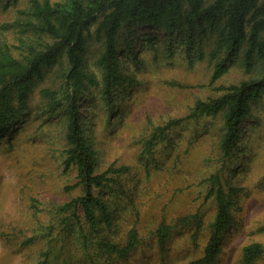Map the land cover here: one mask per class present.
Instances as JSON below:
<instances>
[{"label": "rangeland", "instance_id": "rangeland-1", "mask_svg": "<svg viewBox=\"0 0 264 264\" xmlns=\"http://www.w3.org/2000/svg\"><path fill=\"white\" fill-rule=\"evenodd\" d=\"M27 5L28 0H0V37L14 47L30 32L24 25L8 30L1 25L23 22L19 8ZM133 29L139 63H125L134 84L114 97L121 117L111 115L100 87L84 91L78 106L97 150V171L129 166L121 178L124 190L105 191L110 194L106 202L111 223L100 217L94 229L81 206L74 214L61 209L83 192L75 184L76 167L64 166L69 99L63 73L69 65L63 56L42 68L25 110L0 131V264H187L203 254L210 236L216 179L225 190L237 189V195L231 207L233 223L221 234V252L213 264H243L245 245L264 244V98L241 121L237 146L227 156L220 148L222 116H190L198 99L217 97L222 87L252 73L231 58L227 70L212 79L213 66L224 53L211 55L210 40L203 41L199 58L185 51L177 33L151 26ZM125 30L119 39L127 36ZM145 36L154 37L157 50L141 40ZM169 42L174 50L165 52ZM102 49L92 37L86 64L98 77L94 62ZM127 51L122 47L120 53ZM46 88L55 91L60 102L55 111L42 93ZM175 119L165 129L168 138L157 136L148 148L155 128ZM188 215L193 219L182 224L179 219ZM162 223L176 224L163 245L156 233ZM132 228L138 244L129 254L118 258L109 252L106 245H123ZM251 264H264V253Z\"/></svg>", "mask_w": 264, "mask_h": 264}, {"label": "trees", "instance_id": "trees-1", "mask_svg": "<svg viewBox=\"0 0 264 264\" xmlns=\"http://www.w3.org/2000/svg\"><path fill=\"white\" fill-rule=\"evenodd\" d=\"M19 12L23 15V22L18 20L1 25L5 30L24 25V30L28 29L30 33L29 41L20 37L16 47L0 37V131L7 129L25 110L34 79L42 74V68L66 57L69 67L63 74L65 97L69 101L64 166L66 169L76 167L78 180L75 184L83 192L61 209L74 214L81 206L85 219L94 229L100 217L107 224L111 223L106 201L111 193L124 190L121 178L129 166L110 165L101 172L97 171V150L80 121L78 106L84 91L93 86L100 87L111 115L114 119L121 117V112L116 110L118 105H113L114 97L134 84L125 63H139L133 41L134 26H151L177 33L182 37L180 44L185 51L188 54L193 52L192 55L197 54L199 58L204 55L203 41L210 40L211 55L224 53L213 66L212 79L227 70L231 58L252 73L237 84L222 87L223 93L217 97L198 99L190 112L194 117L222 116L224 133L220 148L224 155H230L237 146L241 121L251 114L252 106L264 98V0H28L27 7L19 8ZM123 28L127 36L119 39ZM92 37L103 46L94 62L100 69L99 77L86 64L87 46ZM153 38L145 36L141 40L154 47ZM173 45L169 42L164 51H173ZM122 47L128 50L124 55L120 53ZM261 68L262 72H259ZM171 83L179 84L176 81ZM42 93L49 98L50 110L55 111L60 104L55 91L46 88ZM176 122V119L170 120L166 127L157 126L146 142L148 148L152 140L165 136V129ZM217 181L214 190L216 212L209 224L210 236L203 254L187 264H213L221 252V234L233 223L231 207L237 189L229 187L225 190ZM192 219L188 215L179 220L187 224ZM175 226L162 223L157 227L161 245ZM137 244L138 234L132 228L123 245L110 243L106 247L118 258H124ZM242 252L243 264H251L264 253V244L251 242L243 247Z\"/></svg>", "mask_w": 264, "mask_h": 264}]
</instances>
